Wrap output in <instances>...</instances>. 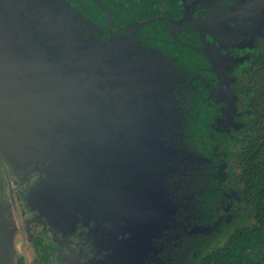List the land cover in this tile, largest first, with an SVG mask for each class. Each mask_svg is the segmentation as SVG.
<instances>
[{
  "label": "flooded vegetation",
  "instance_id": "af4514ba",
  "mask_svg": "<svg viewBox=\"0 0 264 264\" xmlns=\"http://www.w3.org/2000/svg\"><path fill=\"white\" fill-rule=\"evenodd\" d=\"M238 1H1L9 33L0 52L4 70L26 80L19 84L31 91L24 101L44 110L48 123L69 124L53 134L54 180L46 179V163L25 172L30 166L3 155L24 234L21 247L6 182L0 247L6 253L12 243L10 264L218 261L217 249L250 217L231 156L264 125V46L256 43L264 34V0L245 6L251 21ZM204 22L210 27L201 28ZM222 23L229 43L215 36ZM23 30L39 52L12 51L24 46ZM82 72L86 83L76 84ZM131 120L145 131L124 132ZM108 121L119 124L115 132L102 130ZM82 122L89 132L77 131ZM129 153L138 155L133 165L114 164ZM192 171L215 181L210 222L188 227L193 213L182 189ZM147 201L157 205L151 221Z\"/></svg>",
  "mask_w": 264,
  "mask_h": 264
},
{
  "label": "water",
  "instance_id": "95a60500",
  "mask_svg": "<svg viewBox=\"0 0 264 264\" xmlns=\"http://www.w3.org/2000/svg\"><path fill=\"white\" fill-rule=\"evenodd\" d=\"M1 1L4 2V0H0V3H2ZM5 9L0 10L1 15L6 14V12L4 11ZM1 15L0 52L3 53L6 51L5 46L7 45V42L4 41V39L6 38V36L9 35V33L8 28L4 23L3 16L1 17ZM11 26L15 28L12 24ZM24 30L23 35L26 37L24 38L27 39L26 31ZM12 51L39 52V49L37 48V45L32 44L31 41L27 39L21 49H13ZM4 67L5 66L0 64V151L13 163L18 164L19 167L30 166L31 169L25 172L33 171L34 168H37L36 164L38 162L48 164L50 170L46 172V174L48 175L46 179L54 180L56 174L59 173L58 171L55 172V168L53 167V165L57 163V160L55 156H53V158L48 157L51 156L49 152H51V150L55 148V146L53 145V134L56 132H67L69 130V124L48 123L46 121L47 113H45L44 110H42L40 107L37 108V110L31 104L24 101V98L27 97V95L31 91L30 89L21 90L19 84L26 83V80L21 79L16 75H10L8 72H6V70H4ZM82 73L83 74H81V76L80 74L77 76L76 84L86 83L80 80V78L82 80L85 78V73ZM49 84L51 87L54 84V81H49ZM16 85H18L19 89H17ZM31 98L34 99L36 97L31 96ZM36 115L38 116V119L37 117H35ZM23 118H26L27 120H23ZM75 125L76 127L81 126L78 124ZM122 125L124 127V132L126 133H131L139 130L140 132L145 131L143 124L137 122L136 120H131L130 122L126 121ZM101 126L103 131L115 132L119 124L113 121H108L101 123ZM83 127L84 126L82 125L81 129L77 128V131H84ZM127 139L131 140L132 138H125V140ZM2 166L8 177L9 196L15 215L17 217L19 227H21V247H23L24 234L22 230L21 220L19 217V212L13 196L12 178L8 173L5 163L2 162ZM12 259L13 245L12 243L8 242L6 247V253H3L2 248L0 247V264H10Z\"/></svg>",
  "mask_w": 264,
  "mask_h": 264
},
{
  "label": "trees",
  "instance_id": "16d2710c",
  "mask_svg": "<svg viewBox=\"0 0 264 264\" xmlns=\"http://www.w3.org/2000/svg\"><path fill=\"white\" fill-rule=\"evenodd\" d=\"M231 157L239 167L242 202L250 217L228 234L227 242L215 252L218 261L210 264H264V125L251 131ZM185 180L182 194L190 197L187 211L193 213L187 226H203L210 222L209 200L215 177L192 171Z\"/></svg>",
  "mask_w": 264,
  "mask_h": 264
},
{
  "label": "rangeland",
  "instance_id": "374dc122",
  "mask_svg": "<svg viewBox=\"0 0 264 264\" xmlns=\"http://www.w3.org/2000/svg\"><path fill=\"white\" fill-rule=\"evenodd\" d=\"M240 4H239V11H240V13H241V15H242V17H244L245 19H247V20H252V12H251V9L249 8V7H245V6H248V5H250V6H252V7H254V5L253 4H255L256 3V0H247V2L246 1H244V0H239L238 1ZM242 4H244V6L242 5ZM240 5H241V7H240ZM210 22H204V23H201L199 26H201V28H209L210 26ZM213 30L215 31V36H216V38H218V40H222V41H224V42H230V39L229 38H231V36H230V33H229V28H228V26H226L225 24H218L217 26H215L214 28H213ZM225 31V32H223V31ZM256 43H259L258 45H263L264 46V34H258V38L256 39ZM1 56V55H0ZM3 57V56H2ZM7 59V58H6ZM6 59L4 60V59H2V65L4 66L5 64L3 63V62H6ZM1 61V60H0ZM10 64H11V62H10ZM10 70V69H9ZM241 75V74H240ZM240 82H241V84L243 85V86H245L246 84H247V82H248V78H247V75H244V76H240ZM242 100V98H240L239 99V101H241ZM259 107V106H258ZM260 109V108H259ZM84 123V124H83ZM88 123L89 122H82V125L84 126V128H83V130L86 132V131H88L89 132V129L88 130H86L87 129V127H88ZM86 124V125H85ZM78 125H80V124H78ZM81 125V126H82ZM81 132H82V130H81ZM134 155V154H133ZM138 156V155H137ZM136 155H134V156H132V154L131 153H129V154H127V157H126V155H125V157L126 158H122V160L120 159V160H117L116 159V156H115V161H114V164L115 165H118L119 163H122V164H124V166H126L127 164H128V166H131V165H133V163L132 162H134L135 160L134 159H136V157H137ZM2 158V159H1ZM0 180H1V183H0V204H2V201H3V193H2V188H3V186H5V184H6V182H8V177H7V175H6V172L4 171V168H3V166H2V162H4L3 160L5 159V157L3 156V154L2 153H0ZM104 159H107V160H109L110 159V157L109 156H106V158H104ZM119 159V158H118ZM9 168V167H8ZM127 181L128 180H125V182L124 183H127ZM14 182V181H13ZM13 185H15L14 183H13ZM126 196H128V197H133V196H137V195H133L132 193H130L129 195L128 194H126ZM149 196H153V195H149ZM148 198V197H147ZM134 197L132 198V201H134ZM149 202L150 201H147L144 205H145V207H144V217H149V219H147V220H152L153 219V216H154V213H155V211L157 212V205L155 204V205H151V204H149ZM133 204H135L136 206H142L143 204H140V203H137V202H133ZM229 215H232L233 217L235 216V212L234 211H230V214ZM232 220V219H231ZM233 222H235L236 221V218L234 219L233 218V220H232ZM232 221H230L228 224H231V222ZM0 222H1V220H0ZM123 232L125 231V230H122ZM124 233H126V234H124L123 235V238H131L130 240H136V237H137V235H132V234H130V233H127V232H124Z\"/></svg>",
  "mask_w": 264,
  "mask_h": 264
}]
</instances>
